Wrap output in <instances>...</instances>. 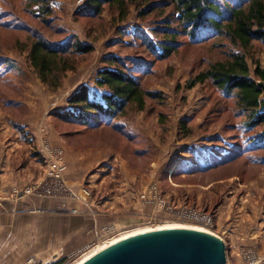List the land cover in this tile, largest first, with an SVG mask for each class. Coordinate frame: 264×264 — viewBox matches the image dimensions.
<instances>
[{
  "label": "rangeland",
  "instance_id": "1",
  "mask_svg": "<svg viewBox=\"0 0 264 264\" xmlns=\"http://www.w3.org/2000/svg\"><path fill=\"white\" fill-rule=\"evenodd\" d=\"M48 1L54 10L50 28L26 10V0H0V19L5 18L11 22V25L0 26V57H5L6 64L13 66L8 77L13 83L8 84L6 81L9 80L0 78V130L20 129V119L31 113L26 109V104L21 105L22 99L34 100L32 111H35L34 107L40 102L43 106L40 129L44 134V145L53 148L47 136H52L56 141L58 137L53 135V129L56 128L57 135L62 134L70 146L80 148V151L113 152L114 158L109 160L108 173L102 178V189L93 185L94 195L101 196L110 191L114 193L117 188L132 190L133 187L137 188L139 193L133 202L119 201L115 212L120 214V225L103 228L96 236L91 232L78 233L80 244L95 236V243L98 242V245L93 246V242L83 249H73V252L61 253L58 257L55 254L44 258L33 256L29 261L33 260L37 264H55L59 261H63L61 264H75L96 246L103 245L104 239L111 240L135 230L170 223L204 227L203 224L182 218L181 213L177 212L189 208L198 209L213 217L214 225L205 228L212 230L225 241L228 264H247L245 256L250 252H255L261 257V264H264V161H240L215 170H196V173L186 175L187 177L177 172L179 166L190 164L191 150L206 153L205 158L195 154L204 167L209 164V153H216L223 158L231 156L226 154L230 152V135L227 137L229 133L226 131L230 132V129L234 130V124H240L229 110L233 108L234 101L225 98L209 81L198 84L193 89L186 87L198 73L229 57L233 50L229 40L218 38L193 44L190 39L181 35L178 51L169 59L160 60L148 46L151 43L145 42L144 38L152 36L149 30L154 28L157 18L171 15L172 7L161 6V9L165 8L163 13H153L146 18L140 17L139 13L143 7L140 8L137 4L129 6L125 20H120L118 10L108 7L101 17L78 18L76 12L84 6L85 0ZM164 1L169 0H151ZM30 28H37L45 34L43 36L57 41L76 36L83 42L92 44L95 51L75 57L79 66L77 71L67 72L62 86L53 88L42 82L28 58L33 33ZM139 28L144 29L145 35L139 36ZM38 30V35H42ZM251 47V55L248 56L251 68L254 69L255 62L264 67V46L254 42ZM111 53L147 61L148 64L138 68L136 72H140L138 74L142 76L146 90L162 94L160 98H147L143 110L138 109L136 105L130 107V115L123 123L128 121L130 130L137 132L140 139L134 142L135 144L123 140L111 130L86 132L76 131L81 127L68 123L61 125V121L54 116L60 110H51L54 101L60 99L59 96L66 90L62 89L67 85L73 86V81L67 83L70 74H76L79 68L83 67L84 76H89L91 71L94 72L93 75H97L98 70L105 66L102 59ZM93 81L90 84L94 85ZM184 120H187V128L193 130L191 135L186 133V129L181 130V122ZM233 132L231 133L234 134ZM258 132H264V126ZM214 140L217 143H214ZM44 147L41 146V150H44ZM136 148L147 151L137 153ZM256 154L264 156L263 151ZM214 158L215 163H220L218 157ZM26 166L35 176L26 185V198L56 200L53 195L46 197L42 194L45 189L41 184H46L47 188V183L51 182L47 179L48 165L31 161L26 152ZM124 181H127V184L122 186ZM155 191L157 198L153 196ZM145 192L151 195L142 198ZM13 193V198H16L15 192ZM64 204L66 205L61 201L62 209L67 208ZM140 204H147L152 209L134 212L133 209L138 208ZM159 204H169L172 209H165L162 214H156ZM59 209L57 208V211ZM154 213L159 216H152ZM89 246L93 248L89 249ZM73 254L79 256L71 257ZM29 261L27 264H30Z\"/></svg>",
  "mask_w": 264,
  "mask_h": 264
},
{
  "label": "trees",
  "instance_id": "2",
  "mask_svg": "<svg viewBox=\"0 0 264 264\" xmlns=\"http://www.w3.org/2000/svg\"><path fill=\"white\" fill-rule=\"evenodd\" d=\"M131 4L143 7L139 13L142 18L153 13H163L165 8L161 9V6L172 7L171 15L157 18L154 28L149 30L152 36L144 38L145 42L151 43L148 46L157 59L172 57L178 51L181 35L190 39L193 44L218 38L227 39L233 48L225 61L212 64L186 85L188 89H193L196 85L209 81L225 98L234 101L233 108L229 110L240 124H234V130L230 129V132L225 130L229 133L227 137L230 135V152L226 154L231 156L223 158L216 153H209V164L205 167L200 160L192 166H179L177 172L215 170L240 161H264L262 154H256L264 152V132H258L264 126V67L255 62L252 69L248 61L252 43L257 42L264 46V0H85L76 16L98 18L108 7L118 10L120 20H125ZM26 10L50 28L54 10L48 0H26ZM1 25H11V22L2 18ZM30 29L33 33L28 58L42 82L53 88L62 86L67 72L77 71V57L95 51L92 44H87L76 36L57 41L43 36L45 34L37 28ZM36 30L42 35H38ZM143 35L145 33L142 28L139 36ZM6 62L5 57H0V78L9 80V70L13 66ZM102 62L105 66L98 70L95 84L80 87L68 99L69 108L56 112L54 116L64 123L81 127L86 132L111 130L125 141L137 142L140 139L137 133L129 131L123 120L130 115L131 106L136 105L143 110L147 98H160L162 94L146 90L142 76L138 74L140 72H136L138 68L148 64L147 61L111 53ZM6 82L10 84L11 80ZM186 121L181 122V130L186 129V133L191 135L193 130L187 128ZM214 143L217 142L214 140ZM141 149L136 148L135 151L146 153V149ZM214 157H218L220 163H215ZM61 263L63 261L55 264Z\"/></svg>",
  "mask_w": 264,
  "mask_h": 264
},
{
  "label": "crops",
  "instance_id": "3",
  "mask_svg": "<svg viewBox=\"0 0 264 264\" xmlns=\"http://www.w3.org/2000/svg\"><path fill=\"white\" fill-rule=\"evenodd\" d=\"M82 72H84L83 67H80L76 74H70L67 83L73 81V86L67 85L62 89V91L66 90L63 91V94L61 93L60 99L54 101L51 110L55 108L56 111L68 109V99L71 95L83 85L90 84L95 80L96 74L93 75V71L89 76H84L85 74ZM26 99H22L21 105L25 106L26 104V109L31 113L20 119L22 122L19 125L20 129L0 130V264H27L33 256L44 258L55 254L58 257L61 253L73 252V249L80 247L83 249L88 244L95 243L96 234L103 228L120 225L118 218L120 214L117 215L115 212V208L119 207V201L133 202L139 193L138 189L133 187L132 190L117 188L114 193L110 191L105 195H94L95 187L93 185L102 189L100 187L104 184L102 178L108 173L109 160L114 158L113 152L80 151V148L76 149L70 146L62 134L57 135V129L54 128L53 135L58 137L57 140L54 141L49 135L47 138L51 140L49 141L54 149L63 152L64 160L68 165L65 179L71 189L81 196V199L69 200L67 208L62 209L60 200L47 198L31 200L24 195H15L16 198H13L14 190H24L30 180L35 177L26 166V152L31 161L34 160L40 165L45 164L46 157L41 150V146L42 148L45 146L43 144L44 134L40 129L43 106L38 101V106H35V111H32L34 100ZM124 124L129 126L128 121H125ZM61 125H67V123L61 121ZM130 126L128 127L129 131L134 132L130 130ZM80 130L84 131L83 128L76 131ZM189 152L192 155H190L191 161L188 166L200 161L196 155L199 157L206 155L201 151L191 150ZM194 173L196 172L187 171L183 175L191 176ZM125 184L127 181H124L122 186ZM57 208H60L59 212ZM71 209H76L77 212L74 213ZM151 209L152 207L147 204H140L133 210L134 212L137 210L145 212ZM79 232H91L95 236L80 244ZM75 256L79 255H71V257Z\"/></svg>",
  "mask_w": 264,
  "mask_h": 264
},
{
  "label": "water",
  "instance_id": "4",
  "mask_svg": "<svg viewBox=\"0 0 264 264\" xmlns=\"http://www.w3.org/2000/svg\"><path fill=\"white\" fill-rule=\"evenodd\" d=\"M82 264H228L219 236L194 229L139 233L103 249Z\"/></svg>",
  "mask_w": 264,
  "mask_h": 264
},
{
  "label": "built area",
  "instance_id": "5",
  "mask_svg": "<svg viewBox=\"0 0 264 264\" xmlns=\"http://www.w3.org/2000/svg\"><path fill=\"white\" fill-rule=\"evenodd\" d=\"M43 153L46 155L45 157V164L48 165V181L51 180L50 183L46 184L42 183L41 185L44 186L45 191L42 192L44 196H50L53 195V197L56 200L64 201L67 205L68 201L71 199L80 198L81 196L77 193H75L71 187L69 186L68 182L65 179V173L68 169V165L63 157V152L58 149L50 148L48 145L44 147ZM51 186H54L52 189ZM16 196H26V189L24 190H14ZM55 192L54 194H52ZM153 193V191H152ZM157 191L154 192L155 196L154 198H157ZM148 192H145L142 194V198H147ZM151 199V198H149ZM148 200V199H147ZM150 201V200H149ZM161 203V201H160ZM64 204V206H66ZM159 210H157L155 213H163V211L171 210L172 207L168 204H159ZM166 209V210H165ZM72 212L76 213V209H71ZM175 211V210H174ZM178 213H181V217L189 220L194 221L196 223L203 224L204 227H211L214 225L213 217L211 215L205 214L202 211H199L198 209H187L184 210L180 209L177 211ZM153 214L152 216H159L156 214ZM168 213V212H167ZM151 216V218H152ZM109 239H104L103 244L107 243ZM98 243V242H97ZM97 243H94L93 246H95ZM98 245V244H97ZM93 248L92 246H89V249ZM246 260L247 264H261V257H259L255 252H250L246 254ZM30 264H37L35 261L31 260L29 261Z\"/></svg>",
  "mask_w": 264,
  "mask_h": 264
},
{
  "label": "bare ground",
  "instance_id": "6",
  "mask_svg": "<svg viewBox=\"0 0 264 264\" xmlns=\"http://www.w3.org/2000/svg\"><path fill=\"white\" fill-rule=\"evenodd\" d=\"M151 195V194H150ZM166 228H183V229H194V230H200L203 232H207L213 235L214 232L210 229H207L203 226L200 225H196V224H184V223H170V224H164V225H159L157 227H150V228H144V229H139V230H135L126 234H123L119 237L116 238H112L111 240H109L107 243L103 244V245H99L96 246L95 249H93L92 252H90L89 254L85 255L81 260H79L77 263L75 264H82L83 262H85L86 260H88L89 258H91L92 256H94L95 254L99 253L100 251H102L103 249L113 245L114 243L123 240L125 238H128L130 236L139 234V233H143V232H147V231H152V230H159V229H166ZM218 236V235H216Z\"/></svg>",
  "mask_w": 264,
  "mask_h": 264
}]
</instances>
